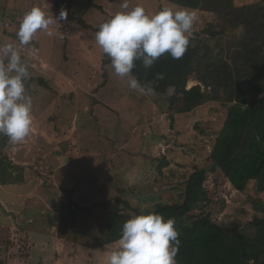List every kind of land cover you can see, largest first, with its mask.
Masks as SVG:
<instances>
[{
    "label": "rangeland",
    "instance_id": "obj_1",
    "mask_svg": "<svg viewBox=\"0 0 264 264\" xmlns=\"http://www.w3.org/2000/svg\"><path fill=\"white\" fill-rule=\"evenodd\" d=\"M94 1L103 11L88 10L82 17L85 27L67 16L50 26L51 37L38 31L24 46L16 32L26 12L33 7L50 17L59 12L49 0H0V43L20 49L30 72L27 94L33 99L31 134L23 143L4 149L23 167L24 179L0 185V200L5 204L0 206V252L15 254L19 260L30 256L35 244L25 236L28 229L36 234V244L44 238L53 249L48 256L37 251V264H92V259L95 264H107L99 261L101 249L94 257L91 239L71 240L70 231L62 228L64 205L73 203L98 214L120 210L135 214L161 203H182L186 182L196 168L208 171L205 186L211 202L193 214L211 213L232 231L251 234L252 222L264 220V194L257 192L255 181L245 193L237 192L219 170L212 171L209 160L228 105L213 101L180 114L177 109L183 101L177 107L169 104L173 88L147 96L129 89L95 43L96 31L88 28L98 30L102 22L122 11V0ZM258 1L234 0V5ZM128 2L130 9L142 5L149 13L165 6L183 8L163 0ZM195 13L191 35L203 25L201 13ZM197 84L191 79L188 87ZM164 159L170 166L161 173Z\"/></svg>",
    "mask_w": 264,
    "mask_h": 264
},
{
    "label": "trees",
    "instance_id": "obj_2",
    "mask_svg": "<svg viewBox=\"0 0 264 264\" xmlns=\"http://www.w3.org/2000/svg\"><path fill=\"white\" fill-rule=\"evenodd\" d=\"M163 1L199 11L203 25L190 36L181 59L164 55L148 69L137 61L133 74L141 83L152 81L157 94L175 89L169 104L177 107L183 101L177 109L180 114L213 101L228 105L227 118L209 156L212 171L219 170L239 193H245L255 181L257 192L264 194V0L243 7H236L234 0ZM92 8L103 11L94 0H55L56 11L66 10L70 21H79L84 27L82 17ZM157 74H163V79L157 80ZM191 79L198 84L188 89ZM10 146L7 137L0 135L1 186L24 179L23 167L4 152ZM169 166L164 159L159 171ZM207 180L208 171L196 168L186 182L182 203H161L135 214L122 210L98 214L66 203L62 228L70 231L71 240L91 239L92 247L104 248L116 244L126 220L156 212L175 220L181 241L177 264H264V220L256 218L252 233L247 234L216 222L211 213L193 214L211 202Z\"/></svg>",
    "mask_w": 264,
    "mask_h": 264
},
{
    "label": "clouds",
    "instance_id": "obj_3",
    "mask_svg": "<svg viewBox=\"0 0 264 264\" xmlns=\"http://www.w3.org/2000/svg\"><path fill=\"white\" fill-rule=\"evenodd\" d=\"M122 11L114 13L98 26L95 43L110 60L116 77L126 80L129 89L141 95L155 93L152 81L141 83L133 74L136 62L151 68L164 55L181 59L187 51L194 25L195 11L162 7L149 13L142 5L129 8L122 0ZM67 11L50 17L39 7L26 12L19 22L16 39L29 45L38 31L52 36L54 23L67 19ZM29 67L19 48L12 43H0V135L11 146L23 143L31 134L33 99L27 94ZM157 80L163 74H157ZM173 218L151 212L134 215L123 223L115 250L107 264H177L181 241Z\"/></svg>",
    "mask_w": 264,
    "mask_h": 264
},
{
    "label": "crops",
    "instance_id": "obj_4",
    "mask_svg": "<svg viewBox=\"0 0 264 264\" xmlns=\"http://www.w3.org/2000/svg\"><path fill=\"white\" fill-rule=\"evenodd\" d=\"M49 1H51V3H52V9L53 10H55L56 11V9H55V0H49ZM58 12V11H57ZM60 13V12H59ZM196 86V85H195ZM194 87V86H193ZM190 88H192V87H188V89H190ZM0 206H5V204H3V202L0 200ZM15 208H16V206H14ZM4 216H5V214H4ZM19 221H21V218H20V220ZM1 224V223H0ZM15 227V226H14ZM15 229V228H14ZM17 230H18V227H17V225H16V229H15V231H13V229H12V233H13V237H16L17 236V234H16V232H17ZM24 233H25V236L26 237H28L29 238V240H31V242H32V244L34 245L31 249H30V251H29V253H30V256H28V257H25V259L22 257V258H20V260L19 259H17L18 257H14L15 256V254L14 255H11V256H8V254H2V252H0V264H3V263H5V264H37L36 262H34V260H35V257H37L38 255V252H41L42 254H45L46 253V255L48 256L51 252H52V250H51V246H50V244L49 243H47V242H49V241H46L44 238H42V240H43V242L42 243H39V244H36L34 241V239H35V236H36V234L34 233V231H31V230H28L27 229V231H24ZM20 235V234H19ZM22 236H23V234H22ZM34 238V239H33ZM45 240V241H44ZM44 243H46V244H48V245H45ZM115 245V244H114ZM112 248H114V246L113 245H110V246H106V247H104V248H94V249H92V251L94 252V257H96V255H97V253H96V251L98 250L99 251V249H101L103 252V254L102 255H100L99 257V261L100 262H102V263H105V262H107V257H108V255H109V250L110 249H112ZM38 251V252H37ZM45 251V252H44ZM50 251V252H49ZM90 262H92V264H95L94 263V261H93V259L92 260H90ZM60 263V262H59Z\"/></svg>",
    "mask_w": 264,
    "mask_h": 264
}]
</instances>
